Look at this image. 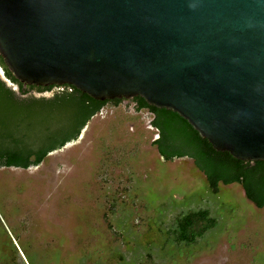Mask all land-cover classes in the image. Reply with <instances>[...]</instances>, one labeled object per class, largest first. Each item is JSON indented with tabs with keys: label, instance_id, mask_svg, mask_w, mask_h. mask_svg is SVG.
<instances>
[{
	"label": "water",
	"instance_id": "95a60500",
	"mask_svg": "<svg viewBox=\"0 0 264 264\" xmlns=\"http://www.w3.org/2000/svg\"><path fill=\"white\" fill-rule=\"evenodd\" d=\"M0 55L25 85L142 97L264 161V0H0Z\"/></svg>",
	"mask_w": 264,
	"mask_h": 264
},
{
	"label": "rangeland",
	"instance_id": "374dc122",
	"mask_svg": "<svg viewBox=\"0 0 264 264\" xmlns=\"http://www.w3.org/2000/svg\"><path fill=\"white\" fill-rule=\"evenodd\" d=\"M6 104L0 100L1 146L14 129L27 134L23 148L43 139L30 116H14ZM152 120L132 99L108 103L77 141L39 166L0 167V255L6 249L14 259L13 243L35 264H264V209L237 184L214 194L192 159L164 160ZM203 207L218 227L196 244L172 243L177 217Z\"/></svg>",
	"mask_w": 264,
	"mask_h": 264
},
{
	"label": "trees",
	"instance_id": "16d2710c",
	"mask_svg": "<svg viewBox=\"0 0 264 264\" xmlns=\"http://www.w3.org/2000/svg\"><path fill=\"white\" fill-rule=\"evenodd\" d=\"M0 66L5 73V79L0 75V100L12 108V115L23 119L30 116L27 123L44 134L42 140H35L27 148H23L26 146L24 143L27 134L22 131L18 133L14 129L5 138L9 142L8 146L4 148L0 145V167L28 169L39 166L49 154L77 141L91 118L104 106L108 103L119 104L124 100H95L69 85H64L63 89L51 97L38 98L31 94L36 86H26L19 82L5 65L1 55ZM7 81L12 85H19V93ZM37 91L45 92L42 87H38ZM132 100L136 102L138 111L146 109L153 115L151 125L158 132L153 143L164 160L192 159L206 176L214 194L219 192L220 184L237 183L242 186L248 199L256 206L264 207V161L254 163L259 168V171H254L251 168L252 162L236 159L229 152L216 151L179 114L151 106L142 97ZM23 123L24 121L15 122L18 129L22 128ZM219 223L220 218L211 208L187 210L168 229L169 238L176 245H193L215 230ZM9 247L15 258L9 259L10 255L5 249L0 255V264H35L33 256L25 253L23 257L15 244L12 243Z\"/></svg>",
	"mask_w": 264,
	"mask_h": 264
},
{
	"label": "flooded vegetation",
	"instance_id": "af4514ba",
	"mask_svg": "<svg viewBox=\"0 0 264 264\" xmlns=\"http://www.w3.org/2000/svg\"><path fill=\"white\" fill-rule=\"evenodd\" d=\"M9 82V81H8ZM10 84H11V82H10ZM9 85V84H8ZM10 86V85H9ZM11 86L14 88V87H17V89H15L16 90V92H18L19 93V85H12L11 84ZM26 86H32V85H26ZM64 86V85H63ZM63 86H46V87H42V86H36L35 88H33V90L31 91V94H32V96H35V92H38L37 91V89H38V87H42V88H44V90H45V92H51V93H56L57 91H59L60 89H63ZM37 88V89H36ZM26 98L28 97V96H25ZM36 97V96H35ZM39 98V97H38ZM132 99V98H131ZM124 100H126V99H124ZM254 163H256V162H252V170H254V171H259V168L257 167V165L256 164H254ZM235 184H237V183H235ZM224 185V184H223ZM230 185H233V184H230ZM238 186H241L240 184H237ZM225 186H228V185H225ZM242 187V186H241ZM242 190L244 191V189L242 188ZM244 195H245V198L248 200V202L250 203V204H252V205H254L255 206V208L256 209H258V210H263L264 209V207H258V206H256L250 199H248V197L246 196V194L244 193Z\"/></svg>",
	"mask_w": 264,
	"mask_h": 264
}]
</instances>
